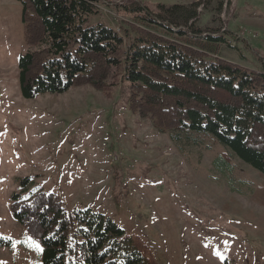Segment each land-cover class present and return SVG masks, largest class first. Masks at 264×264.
Listing matches in <instances>:
<instances>
[{
	"label": "rangeland",
	"instance_id": "374dc122",
	"mask_svg": "<svg viewBox=\"0 0 264 264\" xmlns=\"http://www.w3.org/2000/svg\"><path fill=\"white\" fill-rule=\"evenodd\" d=\"M101 1L87 25L117 30L123 5H182L171 17L193 13L188 24L221 34L222 59L264 72V0ZM23 29L20 1L0 0V264H42L11 208L14 195L38 190L66 212L90 209L139 235L156 264H264L263 172L210 133L159 131L116 93L82 84L24 97Z\"/></svg>",
	"mask_w": 264,
	"mask_h": 264
},
{
	"label": "trees",
	"instance_id": "16d2710c",
	"mask_svg": "<svg viewBox=\"0 0 264 264\" xmlns=\"http://www.w3.org/2000/svg\"><path fill=\"white\" fill-rule=\"evenodd\" d=\"M26 52L19 58L22 95L90 85L149 117L159 131L210 133L264 173V72L222 59L217 31L174 5L147 11L121 6L118 30L96 21L101 0H19ZM115 9V6H113ZM119 10L118 7H116ZM12 214L41 245L42 264H156L137 234L90 209L66 212L52 194L12 198Z\"/></svg>",
	"mask_w": 264,
	"mask_h": 264
},
{
	"label": "snow or ice",
	"instance_id": "6c2138e0",
	"mask_svg": "<svg viewBox=\"0 0 264 264\" xmlns=\"http://www.w3.org/2000/svg\"><path fill=\"white\" fill-rule=\"evenodd\" d=\"M38 247V246H37Z\"/></svg>",
	"mask_w": 264,
	"mask_h": 264
}]
</instances>
